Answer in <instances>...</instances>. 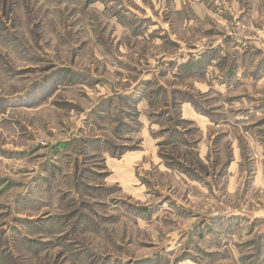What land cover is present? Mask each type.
I'll return each instance as SVG.
<instances>
[{
    "label": "rangeland",
    "instance_id": "1",
    "mask_svg": "<svg viewBox=\"0 0 264 264\" xmlns=\"http://www.w3.org/2000/svg\"><path fill=\"white\" fill-rule=\"evenodd\" d=\"M0 264H264V0H0Z\"/></svg>",
    "mask_w": 264,
    "mask_h": 264
}]
</instances>
